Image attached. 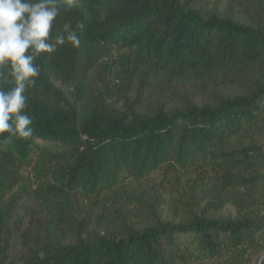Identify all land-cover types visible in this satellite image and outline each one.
<instances>
[{"label": "trees", "instance_id": "1", "mask_svg": "<svg viewBox=\"0 0 264 264\" xmlns=\"http://www.w3.org/2000/svg\"><path fill=\"white\" fill-rule=\"evenodd\" d=\"M57 2L85 29L0 134V264H264V0Z\"/></svg>", "mask_w": 264, "mask_h": 264}, {"label": "clouds", "instance_id": "2", "mask_svg": "<svg viewBox=\"0 0 264 264\" xmlns=\"http://www.w3.org/2000/svg\"><path fill=\"white\" fill-rule=\"evenodd\" d=\"M60 14L57 0H0V134L30 138L33 120L27 113L26 92L35 86L40 69L35 63L42 54H51L65 44L78 47L85 29L82 22L73 28L65 23L52 35Z\"/></svg>", "mask_w": 264, "mask_h": 264}, {"label": "rangeland", "instance_id": "3", "mask_svg": "<svg viewBox=\"0 0 264 264\" xmlns=\"http://www.w3.org/2000/svg\"><path fill=\"white\" fill-rule=\"evenodd\" d=\"M214 2L222 4V6H221L222 8L226 7L227 4H228L227 0H214ZM30 173H31L30 172V167H26L25 170H24L25 178L29 177ZM230 211H232V208L230 206H227L226 209H225V214L230 213ZM175 216H176L175 213H173L169 209V206L166 203V206L164 208V217H166V218H174ZM259 260H260L259 258L255 259V262L253 264H258Z\"/></svg>", "mask_w": 264, "mask_h": 264}]
</instances>
